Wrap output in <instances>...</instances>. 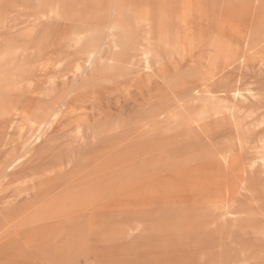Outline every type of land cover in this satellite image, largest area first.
I'll list each match as a JSON object with an SVG mask.
<instances>
[{"label": "rangeland", "instance_id": "rangeland-1", "mask_svg": "<svg viewBox=\"0 0 264 264\" xmlns=\"http://www.w3.org/2000/svg\"><path fill=\"white\" fill-rule=\"evenodd\" d=\"M0 264H264V0H0Z\"/></svg>", "mask_w": 264, "mask_h": 264}, {"label": "bare ground", "instance_id": "bare-ground-1", "mask_svg": "<svg viewBox=\"0 0 264 264\" xmlns=\"http://www.w3.org/2000/svg\"><path fill=\"white\" fill-rule=\"evenodd\" d=\"M146 62V61H145ZM196 92H197V90H196ZM169 144V143H168ZM168 147V146H167ZM163 149V148H162Z\"/></svg>", "mask_w": 264, "mask_h": 264}]
</instances>
